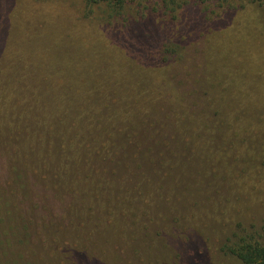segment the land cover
<instances>
[{"label": "trees", "instance_id": "obj_1", "mask_svg": "<svg viewBox=\"0 0 264 264\" xmlns=\"http://www.w3.org/2000/svg\"><path fill=\"white\" fill-rule=\"evenodd\" d=\"M110 1L121 7L132 0ZM15 38L24 45L25 38ZM38 47L29 42L18 49L0 29V139L13 164L11 178L21 183L24 201L32 199V176L41 188L61 189V200L69 194L79 200L70 205L64 230L50 233L61 244L55 251L66 252H51L44 263H102L99 256L115 238L141 250L147 244L149 264H170L164 260L170 247L162 245L165 252L155 254L163 222L185 218L209 189L222 192L224 185L214 184L225 183L224 176L232 178L252 159L254 170L262 154L248 136L239 144L241 133L234 136L213 113L232 108V92L218 90L225 76L203 66L187 74L179 68L184 59L175 56L115 70L78 65L71 54L55 63L51 54L41 64ZM35 62L37 70L27 69ZM206 199L213 211L216 203ZM16 207L0 190V259L13 250L21 264H30L28 248L11 242L21 217ZM28 234L26 244L33 238ZM229 251L243 264H264V243L252 236H238Z\"/></svg>", "mask_w": 264, "mask_h": 264}, {"label": "rangeland", "instance_id": "obj_2", "mask_svg": "<svg viewBox=\"0 0 264 264\" xmlns=\"http://www.w3.org/2000/svg\"><path fill=\"white\" fill-rule=\"evenodd\" d=\"M5 26H9L6 31ZM0 29L18 49L29 42L38 45L41 64L48 62L51 54L53 63L59 55L71 54L78 65L115 70L130 67L132 62L140 67L144 59L175 56L184 59L179 68L187 74L195 66L222 73L225 78L218 90H229L234 100L229 103L231 109L219 111L217 107L213 113L224 120L223 127L235 130L234 136L241 133L239 144L247 136L257 144L260 160L255 161L254 170L252 159L232 178L224 176L225 183L213 185H224L222 192L209 189L185 218L176 221L171 216L163 222L164 232L155 234V254L164 253L160 250L164 245L170 247L168 255L164 253L170 264H243L229 251L238 236H252L264 243V5L256 0H132L121 7L110 0H0ZM15 34L26 39L24 45L16 42ZM26 66L38 68L37 62ZM164 67L173 70L177 66ZM240 123L244 124L241 129L236 128ZM2 146L0 139V190L7 200L17 203L21 216L10 234L11 242L22 250L27 247L24 253L30 264H35L60 248L50 233L65 227L70 205H78L79 200L73 194L61 200V189L41 188L32 176V199L24 201L21 183L12 180L13 164ZM227 182L233 183L235 190H230ZM206 197L216 203L213 211ZM29 232L33 238L26 244ZM110 240L99 264L150 263L147 244L141 250ZM3 262L21 264L13 250L0 259ZM51 264L60 263L51 260Z\"/></svg>", "mask_w": 264, "mask_h": 264}]
</instances>
